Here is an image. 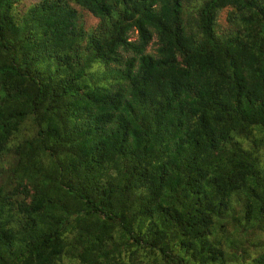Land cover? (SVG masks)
<instances>
[{
    "label": "trees",
    "instance_id": "1",
    "mask_svg": "<svg viewBox=\"0 0 264 264\" xmlns=\"http://www.w3.org/2000/svg\"><path fill=\"white\" fill-rule=\"evenodd\" d=\"M69 263L264 264V0H0V264Z\"/></svg>",
    "mask_w": 264,
    "mask_h": 264
},
{
    "label": "rangeland",
    "instance_id": "2",
    "mask_svg": "<svg viewBox=\"0 0 264 264\" xmlns=\"http://www.w3.org/2000/svg\"><path fill=\"white\" fill-rule=\"evenodd\" d=\"M29 1H36V0H26L27 3ZM80 11H81V15H82V20H83V22L87 28L93 27L97 24L98 19L96 17H94V15H92L91 13H88L87 11L81 10V9H80ZM148 50L151 51L152 47L151 48L149 47ZM69 264H71V263H69Z\"/></svg>",
    "mask_w": 264,
    "mask_h": 264
}]
</instances>
